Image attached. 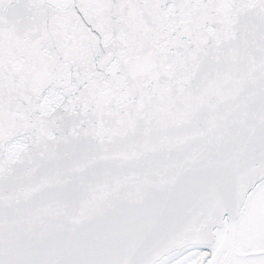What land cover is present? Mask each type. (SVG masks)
I'll return each instance as SVG.
<instances>
[{"label":"snow or ice","instance_id":"snow-or-ice-1","mask_svg":"<svg viewBox=\"0 0 264 264\" xmlns=\"http://www.w3.org/2000/svg\"><path fill=\"white\" fill-rule=\"evenodd\" d=\"M0 264H264V0H0Z\"/></svg>","mask_w":264,"mask_h":264}]
</instances>
